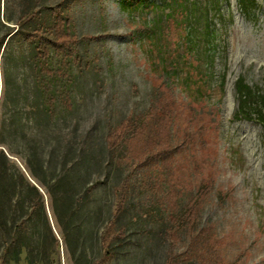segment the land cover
Segmentation results:
<instances>
[{"label": "rangeland", "instance_id": "1", "mask_svg": "<svg viewBox=\"0 0 264 264\" xmlns=\"http://www.w3.org/2000/svg\"><path fill=\"white\" fill-rule=\"evenodd\" d=\"M58 1L66 3L79 38L71 68L72 107L58 114V138L39 143V160L31 155L32 136L44 126L28 115L23 98L25 92L32 98L31 66L19 56L18 42L3 50L5 38L0 45V147L16 164H24V157L35 165L41 161L46 179L68 176L79 199L63 228L70 245L80 240L81 250L72 258L52 218L60 240L56 237L58 244L48 251L49 264H93L104 253L102 238L109 242L105 264H167L171 254L178 257L176 264H198L184 257L191 236L181 232L175 245L169 240L168 191L176 184L175 201L181 204L206 178L213 189L198 227L212 229L225 264H264V129L238 114L235 90L242 78L264 95V0H255L248 13L237 0H148L139 10L135 0L131 6L126 0ZM3 10L0 0L1 22ZM175 52L186 64L182 78L190 81L173 86L170 145L159 136L162 146L173 149L166 158L131 163L124 143L111 145L112 135L127 116L149 109L153 87L164 79ZM199 70L209 79L199 89L201 98L193 84ZM150 134L151 128H144L137 147L149 148ZM16 142L23 145L9 153L6 144ZM118 202L123 211L113 219ZM0 264L28 263L25 253L15 262L0 246Z\"/></svg>", "mask_w": 264, "mask_h": 264}, {"label": "trees", "instance_id": "2", "mask_svg": "<svg viewBox=\"0 0 264 264\" xmlns=\"http://www.w3.org/2000/svg\"><path fill=\"white\" fill-rule=\"evenodd\" d=\"M4 0V10L0 30L4 33L0 37L3 50L8 48L12 40L18 42V54L28 59L31 66V82L27 89L32 98L25 92L24 101H28V115H32L41 129L40 134L32 136L34 146L31 155L39 160L41 148L39 143L57 135V119L59 112H68L72 107L71 86L73 76L71 68L74 60L73 49L79 38L72 30L66 3L58 0ZM133 1V0H132ZM140 1L138 10L146 7L148 0ZM131 6V0L124 1ZM240 10L248 13L254 6L255 0H237ZM121 5V4H120ZM158 5V4H157ZM15 10L16 16L11 11ZM16 19V20H15ZM15 21L14 27L9 23ZM149 24V23H148ZM212 35L213 32L211 33ZM83 40L90 39L83 36ZM179 43V42H178ZM154 71H159L157 63L153 62ZM185 62L179 52L169 60L167 70L162 72L164 77L159 85L153 87V97L149 109L141 114L127 116L112 135L111 145L117 147L124 143L126 156L131 163H141L148 159L166 158L171 154L170 128L173 122L172 105L175 101L173 86L189 84L190 78H182L187 73ZM159 73V72H158ZM198 79L193 80L199 90L208 85V76L201 70L197 72ZM238 95V114L249 120H256L264 129V95L258 90L248 86L242 78L235 82ZM197 98L204 97V92H195ZM19 112L14 110L15 120ZM151 128L150 136L145 137L149 142L147 149L137 147L136 138L142 135V130ZM28 127L22 130L27 138ZM15 133L17 126L15 125ZM30 136L33 132L29 133ZM163 135L166 139H160ZM29 139V138H28ZM160 140L167 141L169 145L162 146ZM32 142V143H33ZM21 143L6 144L9 153L16 151ZM15 145V146H14ZM23 145V144H21ZM134 145V146H133ZM0 148V246L10 253V258L17 262L19 256L25 253L28 264H49V249L57 245L60 237L54 222L61 228L66 238L68 251L75 258L81 250L79 239L70 245L67 232L63 226L70 221L74 214V202H77L75 183L68 176H59L46 179L41 175L47 172V166L41 161L37 164L24 157V164L20 165L10 159L7 151ZM40 186V187H39ZM176 184L172 185L168 193V237L175 245L184 232L191 236L187 254L188 260H195L198 264H225L218 254L220 245L214 232L209 227L199 228L201 214L208 202L213 189L210 179H202L196 190H190L188 198L181 204L175 201ZM87 195V193L85 194ZM20 209L21 213L17 214ZM123 211V203L118 202L115 207L113 219ZM50 215V217H49ZM54 222H53V219ZM53 223L55 232L51 227ZM18 222V224H15ZM15 224V225H14ZM103 254L93 264H105L109 258V242L102 238ZM178 258V257H177ZM176 256L170 255L167 264H176Z\"/></svg>", "mask_w": 264, "mask_h": 264}, {"label": "water", "instance_id": "3", "mask_svg": "<svg viewBox=\"0 0 264 264\" xmlns=\"http://www.w3.org/2000/svg\"><path fill=\"white\" fill-rule=\"evenodd\" d=\"M1 149H3L2 147H0ZM10 159H14L13 157H11V156H8ZM16 160V159H15ZM17 161V160H16ZM17 163L20 165V163L17 161ZM21 166V165H20ZM21 168H23L22 166H21ZM49 217H50V215H49ZM50 223H51V227H52V229H53V231L55 232V229H54V226H53V223H52V221L50 220ZM55 234H56V232H55Z\"/></svg>", "mask_w": 264, "mask_h": 264}]
</instances>
